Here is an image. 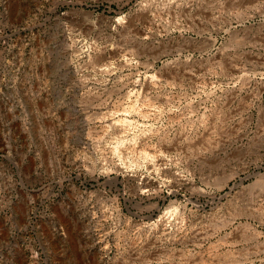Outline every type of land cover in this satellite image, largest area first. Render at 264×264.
<instances>
[{"label":"rangeland","instance_id":"obj_1","mask_svg":"<svg viewBox=\"0 0 264 264\" xmlns=\"http://www.w3.org/2000/svg\"><path fill=\"white\" fill-rule=\"evenodd\" d=\"M0 264H264V0H0Z\"/></svg>","mask_w":264,"mask_h":264},{"label":"bare ground","instance_id":"obj_2","mask_svg":"<svg viewBox=\"0 0 264 264\" xmlns=\"http://www.w3.org/2000/svg\"><path fill=\"white\" fill-rule=\"evenodd\" d=\"M126 120V119H125ZM124 121V120H123ZM111 123V122H110Z\"/></svg>","mask_w":264,"mask_h":264}]
</instances>
